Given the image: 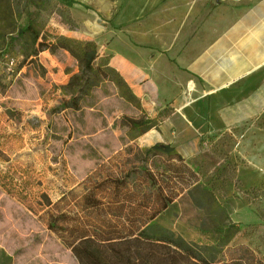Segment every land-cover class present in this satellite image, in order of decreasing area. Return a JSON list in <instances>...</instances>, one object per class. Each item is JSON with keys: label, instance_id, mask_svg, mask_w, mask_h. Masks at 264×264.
I'll list each match as a JSON object with an SVG mask.
<instances>
[{"label": "rangeland", "instance_id": "374dc122", "mask_svg": "<svg viewBox=\"0 0 264 264\" xmlns=\"http://www.w3.org/2000/svg\"><path fill=\"white\" fill-rule=\"evenodd\" d=\"M12 3V17L0 12V264H81L72 245L83 236L105 262L167 259L165 243L142 235L166 195L154 221L194 255L183 252L177 264H264V115L242 130V144L227 134L188 159L172 145L142 144L133 121L148 111L115 80L85 95L79 110L61 109L71 76L83 72L65 45L89 40L81 33L96 17L70 0ZM23 9L35 13L36 44L19 33ZM39 42L49 46L35 55ZM102 48L96 64L105 66Z\"/></svg>", "mask_w": 264, "mask_h": 264}, {"label": "crops", "instance_id": "0c3cea01", "mask_svg": "<svg viewBox=\"0 0 264 264\" xmlns=\"http://www.w3.org/2000/svg\"><path fill=\"white\" fill-rule=\"evenodd\" d=\"M70 1L94 13L95 28L81 35L103 46L148 118L169 109L142 144L193 159L227 134L242 144V130L264 115V0Z\"/></svg>", "mask_w": 264, "mask_h": 264}, {"label": "trees", "instance_id": "16d2710c", "mask_svg": "<svg viewBox=\"0 0 264 264\" xmlns=\"http://www.w3.org/2000/svg\"><path fill=\"white\" fill-rule=\"evenodd\" d=\"M13 0H0V12L3 11V14H7L9 16H13ZM71 2V1H70ZM33 4L37 5V0H25V5ZM22 13L27 15L28 23L22 27L20 30V35H24L26 33H30L34 37V43L36 44L39 41V33L34 29V15L35 13L28 10L23 9ZM8 26L14 27V22L8 24ZM12 32V31H10ZM10 32H5V34H10ZM14 37H11V41ZM38 48L35 50V55H38L43 48H48L49 45H45L42 42L38 43ZM66 50H68L74 57L78 59L80 62L83 72L82 74H74L71 76L68 84L66 85V89L70 92L71 97L68 100H64L61 103L60 108H74L79 110L81 108V101L84 99L85 95L90 94L94 89L100 86L105 79L115 80L119 86L126 89L128 92H132V96L137 98L133 93L130 86L127 84L123 76L117 71L114 67H112L110 62V57L107 56L104 58L105 66L101 64H96V60L99 56L98 45L93 40H85V41H71L70 44L66 43ZM155 118H148L146 120L141 121H133L134 125L137 127H141L143 130L141 131V135L147 132L149 129L156 126ZM170 145H165V148H169ZM154 147H160V145L156 144ZM165 196V195H164ZM169 195L165 196V201H163V205L150 216L148 220V224L146 228L142 231V235H145L150 232L148 239L152 242H161L165 243L167 247L172 251L171 255L166 258H156V257H144V260L151 261V264H160L162 261H166V264H177V257L183 255V252L189 254V256L194 257L192 253V245L188 241H186L183 237L176 235L173 231L159 225L155 222L156 216L160 213L161 209H166L170 201L167 199ZM93 238L83 236L78 242H75L73 246V251L77 258L80 260L81 264H116L114 261H106L101 260L96 257L94 254H91L90 249L86 246L88 243H92ZM142 258L131 259L130 264H146ZM161 259V261H159ZM148 262V261H147Z\"/></svg>", "mask_w": 264, "mask_h": 264}, {"label": "built area", "instance_id": "2783aa9c", "mask_svg": "<svg viewBox=\"0 0 264 264\" xmlns=\"http://www.w3.org/2000/svg\"><path fill=\"white\" fill-rule=\"evenodd\" d=\"M15 64H16V62H15V60L14 59H11V61H9L8 63H7V65H9V69L12 71V69L15 67Z\"/></svg>", "mask_w": 264, "mask_h": 264}]
</instances>
